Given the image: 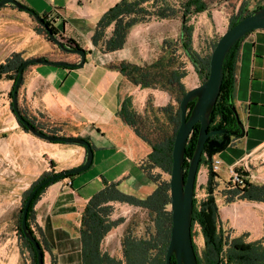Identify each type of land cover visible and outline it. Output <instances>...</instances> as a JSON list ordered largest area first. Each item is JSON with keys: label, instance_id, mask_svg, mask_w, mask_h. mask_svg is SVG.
<instances>
[{"label": "crops", "instance_id": "crops-1", "mask_svg": "<svg viewBox=\"0 0 264 264\" xmlns=\"http://www.w3.org/2000/svg\"><path fill=\"white\" fill-rule=\"evenodd\" d=\"M16 1L40 16H47L57 29L58 38L68 39L86 51L85 63L79 68L28 66L18 91L23 107L35 119L56 128L60 135L81 137L92 145L90 168L46 188L41 196L40 221L35 209L36 221L56 253L57 264H83L79 218L88 200L102 189L104 182L115 183L120 192L139 199L146 198L156 188L141 169L151 148L122 120L123 101L130 100L133 111L139 103L145 108L149 96L153 97L156 108L176 102L169 91L141 88L120 72V65L126 63L124 47L112 52L104 49V41L110 36L113 24L104 32L99 31L100 41L93 42L99 20L120 0ZM175 18L181 19L180 14L166 20ZM16 20H21L28 36L24 30L18 31L21 25ZM140 25L130 29L125 44L131 43L132 34L140 30ZM179 39L180 33L172 43L180 44ZM13 53H20L25 60L45 57L79 62L78 55L48 41L26 11L7 4L0 8V64ZM185 69L187 74L181 82L187 91L201 83L194 68L188 70L185 66ZM11 86L12 83L9 86L6 83L5 87L11 89ZM234 104L244 134L215 156L221 162L217 171L218 187L214 192L219 226L228 240L237 239L243 244L261 242L264 246V202L238 199L227 202L231 170L246 174L245 178L252 184H264V30L248 33L238 45ZM49 145L55 152L51 158L57 168L55 173L80 166L85 161L86 151L81 146L50 142ZM48 171L35 174L30 184ZM206 178V169L201 170L200 182L205 184ZM114 235L110 231L111 240Z\"/></svg>", "mask_w": 264, "mask_h": 264}, {"label": "trees", "instance_id": "trees-1", "mask_svg": "<svg viewBox=\"0 0 264 264\" xmlns=\"http://www.w3.org/2000/svg\"><path fill=\"white\" fill-rule=\"evenodd\" d=\"M2 7H5V5ZM14 8L17 9L15 6ZM179 8L180 9L174 6L170 0H120L101 17L97 24L96 32L93 35L94 43L100 41V38H97L98 32H104L108 26L113 24L110 36L104 41V49L108 52H112L124 47L130 29L137 24L149 23L152 20H166L178 14H180L182 19L179 39L180 44L164 41V47L170 49V51L161 55L156 61L146 66L122 63L119 67L123 75L141 88H154L155 86H159L169 91L176 104L172 105L169 103L164 107L156 108L152 120L153 123H149L145 126V123L141 124L138 121L139 115L132 110L130 100L123 101L120 109L122 120L131 126L136 135L144 140L151 148V152L142 163L141 169L155 183L156 188L146 198L139 199L120 192L115 183L108 184L104 182L102 189L88 200L79 218L78 233L81 239L83 264H165V254L171 230V209H167L171 202L169 187L170 178L168 180H162L157 174L153 173V169L158 168L169 175L171 173L172 148L180 124L179 103L186 93L181 80L187 74L185 63L179 62L177 58H175V53L178 49H181L183 55L193 66L202 84L208 78L210 56L220 38V36H218L216 41L211 45L208 55L200 54V52L196 51L193 47V26L189 24V18L207 11V4L204 0H184L179 4ZM260 8H264V5L256 6L254 10L248 11L247 4L245 1H242L238 11L230 17L227 29ZM26 12L33 18L34 11L28 8ZM41 17L45 20L49 29L56 35L57 29L47 20L48 17L45 15ZM33 20L36 23L37 30L43 32L48 41L52 42L48 38L45 29L42 28L34 18ZM241 39L231 47L225 56L222 83L216 103L210 113L208 131L214 129H239L241 121L234 104V93L238 45ZM74 47L78 48L77 45H74ZM24 60L25 59L20 53H13L8 57L0 64V80L2 78L12 80L13 86L18 77V69ZM27 68L28 66L25 67L24 71ZM61 68L66 69L65 67ZM12 86L9 93L10 98L12 97ZM193 105L194 101L189 103L187 115H189ZM10 107L13 112L11 102ZM16 121L23 131L29 132L17 119ZM30 123L38 130L43 131L33 123L32 120H30ZM141 128L146 130V132H142ZM198 131L199 124H196L185 147L183 159L185 177L189 160L195 150ZM48 133L64 136L60 135L56 128H53ZM237 137L238 136L230 133L213 135L206 140L203 147L198 172L202 166L207 171L206 182L203 186L205 196L200 201H197L194 192L191 222L192 239L194 237L193 227L195 224L199 226L203 237L204 244L202 256L198 255L196 245L193 241L198 264H264V246H262L261 242L243 244L237 239L228 240V237L224 236L219 226V213L214 195L218 187V174L213 169L212 161L218 153L230 146L232 141ZM50 165L52 168L55 167L53 161L50 162ZM235 172L240 177L241 183L229 182L231 188L229 189L230 197L227 198V202H233L235 199L264 202V184H252L245 178L246 174L238 170H235ZM53 174V171L45 172L31 184L29 190L25 193L17 216V232L30 250L33 264H36V254L31 243L23 236L21 231L22 209L28 194L34 187L40 181ZM75 175L77 174L64 175L42 186L36 192L28 207L26 216L27 229L40 244L43 256L45 251L50 254L51 264H57V257L53 254L51 246L46 241L43 231L36 221L35 205L41 199L42 194L48 186L63 179H71ZM113 203L139 207L147 210L148 213L153 216L154 232L149 235L148 238L135 239L128 236L127 232L124 234L121 242L123 259L110 256L102 252L101 249L102 242L107 234L123 221L121 218H112L114 209ZM33 224L40 236L34 231ZM173 260L174 258L172 257V261Z\"/></svg>", "mask_w": 264, "mask_h": 264}, {"label": "rangeland", "instance_id": "rangeland-1", "mask_svg": "<svg viewBox=\"0 0 264 264\" xmlns=\"http://www.w3.org/2000/svg\"><path fill=\"white\" fill-rule=\"evenodd\" d=\"M170 1L180 9L179 4L184 0ZM242 1L247 4L248 11L254 10L256 6L264 5V0H204L208 7L207 11L189 18V24L193 26V47L196 51L202 55L210 53L211 45L227 29L230 17L237 12ZM19 24L21 26L18 31L23 32L22 30H24L25 36H28L21 20ZM139 27L140 30L132 34L131 43L124 46L126 52L125 62L146 66L170 51V49L164 47L163 40L174 42L178 38L181 19L152 20L149 23L141 24ZM175 56L179 62L185 63L188 70L193 69L181 49L176 51ZM6 83L9 86L12 80L4 78L0 80V264H33L31 252L17 232V216L25 193L29 190L30 182L35 174H40L46 169H49L48 172L53 171L55 173L56 165L54 168L50 165L55 152L50 147L49 142L34 136L30 132L23 131L17 124L16 117L10 107L11 98L9 93L11 89H6ZM154 88L160 89L161 87L155 86ZM153 103V97L149 96L145 108L140 103L136 105L135 112L139 115L138 121L141 124L145 123V126L153 123V116L156 112ZM18 106L43 132L49 134L48 132L54 128L47 126L43 121H38L31 113L27 112L23 107V102L19 99V95ZM137 110H139V113ZM141 130L146 132L143 128ZM54 144L63 145L61 143ZM201 170L204 171L205 168L202 166ZM200 171L197 175L194 190L197 201L205 196L204 182L199 180ZM153 173L157 174L162 180L170 178L168 173L158 168L153 169ZM42 197L41 201L39 200L35 205L39 221L43 212V207H41ZM167 209H170V205ZM113 218H121L123 221L111 230L116 234L113 240H111L113 237L109 236L110 232L107 234L102 242L101 249L102 252L115 258L123 259L121 242L126 232L128 236L135 239L148 238L154 232L153 216L145 209L133 206L129 208L126 204L115 205ZM32 226L36 234L40 236L34 224ZM193 232V241L197 253L202 256L204 243L197 224L194 225ZM108 238L110 241H108ZM52 252L56 255L53 248ZM44 263L51 264V256L47 251L44 253Z\"/></svg>", "mask_w": 264, "mask_h": 264}, {"label": "water", "instance_id": "water-1", "mask_svg": "<svg viewBox=\"0 0 264 264\" xmlns=\"http://www.w3.org/2000/svg\"><path fill=\"white\" fill-rule=\"evenodd\" d=\"M7 4L15 6L23 11L28 10L26 6L16 0H0V8ZM33 18L42 28L45 29L48 38L61 50L78 55L79 62L71 63L63 60H49L45 57H35L24 60L18 69V77L12 86L11 106L13 113L16 119L34 136L47 142L79 145L86 151V157L83 164L71 169L59 171L46 177L34 187L25 200L21 214V231L23 236L33 247L36 254V264H45L42 248L28 231L26 225V216L30 202L34 198L36 192L48 182L54 181L64 175L79 174L89 169L93 162V148L88 140L81 137L58 136L40 131L32 123L27 121L19 111L18 91L23 80V71L25 67L31 64H45L49 66L75 69L82 67L86 60V51L84 49L79 47L75 48L74 46H65L49 29L45 20L39 14L34 13ZM254 30H264V8L255 10L251 14L245 16L221 34L210 56L208 78L202 84L187 90L180 100V124L173 143L172 166L169 179L171 230L165 254V264H198L193 247L191 222L195 183L204 144L210 136L220 133H230L238 137L244 134L242 123H240L238 130L214 129L208 131L210 125V113L216 103L220 91L223 78V63L226 54L238 40ZM192 101H194V105L189 115H187L188 105ZM196 124H199L196 146L194 153L189 160L185 177L183 169L185 147ZM172 257L174 258L173 261Z\"/></svg>", "mask_w": 264, "mask_h": 264}, {"label": "built area", "instance_id": "built-area-1", "mask_svg": "<svg viewBox=\"0 0 264 264\" xmlns=\"http://www.w3.org/2000/svg\"><path fill=\"white\" fill-rule=\"evenodd\" d=\"M50 22V19H47ZM51 23V22H50ZM58 38V37H57ZM65 46L71 47L73 46V44L68 40V39H64V38H58ZM212 165H213V169L217 172L220 169L221 166V162L219 159H217L216 157L213 158L212 161ZM231 181L232 182H238L241 183L240 177L238 176V174L234 171L231 170Z\"/></svg>", "mask_w": 264, "mask_h": 264}, {"label": "flooded vegetation", "instance_id": "flooded-vegetation-1", "mask_svg": "<svg viewBox=\"0 0 264 264\" xmlns=\"http://www.w3.org/2000/svg\"><path fill=\"white\" fill-rule=\"evenodd\" d=\"M52 25V24H51ZM53 26V25H52ZM74 46V45H73ZM18 108H19V111H20V113L22 114V116L27 120V121H29L30 122V120L31 119H29L23 112H22V110L20 109V107L18 106ZM24 114V115H23ZM34 123V122H33Z\"/></svg>", "mask_w": 264, "mask_h": 264}, {"label": "bare ground", "instance_id": "bare-ground-1", "mask_svg": "<svg viewBox=\"0 0 264 264\" xmlns=\"http://www.w3.org/2000/svg\"><path fill=\"white\" fill-rule=\"evenodd\" d=\"M201 179V178H200Z\"/></svg>", "mask_w": 264, "mask_h": 264}]
</instances>
